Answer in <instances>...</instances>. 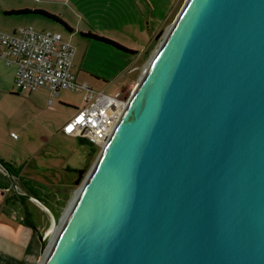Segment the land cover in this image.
I'll list each match as a JSON object with an SVG mask.
<instances>
[{"label":"water","instance_id":"1","mask_svg":"<svg viewBox=\"0 0 264 264\" xmlns=\"http://www.w3.org/2000/svg\"><path fill=\"white\" fill-rule=\"evenodd\" d=\"M44 207L42 264H264V0H186L65 216Z\"/></svg>","mask_w":264,"mask_h":264},{"label":"rangeland","instance_id":"2","mask_svg":"<svg viewBox=\"0 0 264 264\" xmlns=\"http://www.w3.org/2000/svg\"><path fill=\"white\" fill-rule=\"evenodd\" d=\"M41 1L43 9L65 21L72 33L69 35L61 24L42 16L29 17L35 18L38 24L22 27L60 33L76 50L73 72L78 82L109 95L120 93L124 105L186 2ZM89 33L114 41L135 53H125L82 36ZM15 91L19 98L11 102L8 116L0 115V173L4 174L0 177V212L21 220L31 216L38 231L48 238L55 230H52L53 220L44 205L62 218L103 146L63 132L73 108L83 106V93L63 90L53 97L47 89L28 92L15 88ZM80 171L83 172L81 177ZM11 175L18 178L25 196L9 188ZM8 231L17 238L12 228ZM6 234L0 233V264L40 263L38 236L34 242L29 241L27 235L20 243L14 237H5Z\"/></svg>","mask_w":264,"mask_h":264},{"label":"built area","instance_id":"3","mask_svg":"<svg viewBox=\"0 0 264 264\" xmlns=\"http://www.w3.org/2000/svg\"><path fill=\"white\" fill-rule=\"evenodd\" d=\"M75 54V48L57 32L37 31L31 26L20 27L13 33L0 31V59L16 67L17 89L32 92L46 88L53 97L63 90L83 93V106L65 124L63 132L90 144L102 145L126 104L120 93L109 95L87 83H79L73 72ZM9 188L26 195L14 175Z\"/></svg>","mask_w":264,"mask_h":264},{"label":"crops","instance_id":"4","mask_svg":"<svg viewBox=\"0 0 264 264\" xmlns=\"http://www.w3.org/2000/svg\"><path fill=\"white\" fill-rule=\"evenodd\" d=\"M46 1L52 2L53 0H46ZM66 1H70V0H66ZM74 1H77V0H74ZM41 2H42L41 0H0V31L5 32V33H13L18 28L24 25L36 24L37 23L36 19L29 18V17H37L39 15H23V16L19 15L18 16V15H8L7 12H10L13 10H21V9H30V10L40 9V10H44L50 13L49 11H47V9H43L44 7L40 5ZM68 32H69V35L72 33L71 31H68ZM15 72H16L15 66L13 65L8 66L6 65L4 60L0 59V115L2 116H8V111H9L11 102L19 98V95L15 91V88H17L15 85V81H14ZM42 89H46V88H42ZM76 110L77 108L74 107L72 117L75 115ZM3 176L4 174L0 173V177L2 178ZM10 228L13 229L14 234L15 236H17V238L9 234L8 230ZM3 232L7 233L6 235H4L5 237H11V238L14 237L15 240H19L18 242L21 241V238H23L25 241L27 235L29 237V241L31 240H33L34 242L37 241V235H35L32 232V230L24 223V218H22V220L19 218L16 219L14 217L8 216L6 213L1 211L0 212V233H3Z\"/></svg>","mask_w":264,"mask_h":264},{"label":"trees","instance_id":"5","mask_svg":"<svg viewBox=\"0 0 264 264\" xmlns=\"http://www.w3.org/2000/svg\"><path fill=\"white\" fill-rule=\"evenodd\" d=\"M8 15H39V16H43L45 18H48L50 20H53L59 24H61L66 30L68 31H72V29L64 22L62 21L59 17L55 16V15H52L44 10H30V9H21V10H13V11H10V12H7ZM82 36H86L92 40H95V41H98V42H101V43H104L106 45H109V46H112L120 51H123L125 53H129V54H134L135 52L134 51H131V50H128L126 48H124L123 46L117 44L116 42L114 41H111L107 38H103L99 35H92L89 33V35H85L83 34ZM85 141V140H83ZM87 142V141H85ZM2 163V162H0Z\"/></svg>","mask_w":264,"mask_h":264},{"label":"flooded vegetation","instance_id":"6","mask_svg":"<svg viewBox=\"0 0 264 264\" xmlns=\"http://www.w3.org/2000/svg\"><path fill=\"white\" fill-rule=\"evenodd\" d=\"M30 216V215H29ZM32 217H24V223L32 230V232L37 235L38 228L36 227V224L31 219Z\"/></svg>","mask_w":264,"mask_h":264},{"label":"bare ground","instance_id":"7","mask_svg":"<svg viewBox=\"0 0 264 264\" xmlns=\"http://www.w3.org/2000/svg\"><path fill=\"white\" fill-rule=\"evenodd\" d=\"M123 107H124V105L122 106L121 110L123 109ZM104 144H105V143H103L102 146H104ZM68 210H69V208H68ZM68 210H67V211H68ZM66 213H67V212H66ZM64 216H65V215H64ZM64 216H63V217H64ZM52 224H53V223H52ZM52 230H56V229L54 228V225L52 226ZM54 233H55V231H54ZM52 235H53V234H51V236H52ZM51 236H50V238H51ZM42 261H43V259L40 261L39 264H42Z\"/></svg>","mask_w":264,"mask_h":264}]
</instances>
